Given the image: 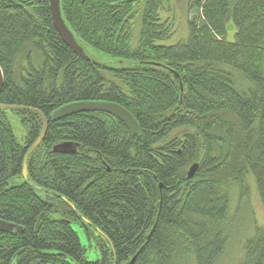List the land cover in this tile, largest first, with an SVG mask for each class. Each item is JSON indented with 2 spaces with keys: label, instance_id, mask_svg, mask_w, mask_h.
I'll list each match as a JSON object with an SVG mask.
<instances>
[{
  "label": "trees",
  "instance_id": "1",
  "mask_svg": "<svg viewBox=\"0 0 264 264\" xmlns=\"http://www.w3.org/2000/svg\"><path fill=\"white\" fill-rule=\"evenodd\" d=\"M182 1L189 35L167 46L171 0H60L85 59L57 33L50 0H0V105L36 110L0 111V220L17 226L0 231V264H236L252 181L264 213V0ZM88 101L122 106L140 134L105 113L50 118ZM66 143L77 152H53ZM254 223L238 264H264ZM81 231L107 243L100 260L86 259Z\"/></svg>",
  "mask_w": 264,
  "mask_h": 264
},
{
  "label": "water",
  "instance_id": "2",
  "mask_svg": "<svg viewBox=\"0 0 264 264\" xmlns=\"http://www.w3.org/2000/svg\"><path fill=\"white\" fill-rule=\"evenodd\" d=\"M50 11L52 15V20L54 27L59 34V36L62 38L64 43L78 56H81L85 59H88L86 52L84 49L77 43L74 35L71 33V31L66 26L61 12V6H60V0H50ZM4 87V76L3 72L0 68V96L2 93ZM25 110V111H36L34 109L30 108H18V107H11V106H3L0 105V111L4 110ZM84 113H106L109 115H112L119 120H121L131 131L133 135H139L141 130L138 121L135 119V117L128 112L125 108L122 106L115 104V103H109L105 101H88V102H76L71 103L68 105H65L58 110H56L51 115V120L54 122H58L61 120H64L66 118L76 116L79 114ZM47 135V121L44 119V127L43 131L36 141V143L32 146V148L29 150V153L25 159L24 166H23V177L27 179L28 177V171H27V160L28 156L32 154L42 143V141L45 139ZM76 145L71 143L61 144L56 147H54L53 152L54 153H60V154H72L76 152ZM199 167L197 164L191 167L188 178L192 179L195 174L197 173ZM40 224L37 225V230L39 229ZM15 228H17L16 225L12 223H7L5 221L0 220V231L2 232H11Z\"/></svg>",
  "mask_w": 264,
  "mask_h": 264
},
{
  "label": "rangeland",
  "instance_id": "3",
  "mask_svg": "<svg viewBox=\"0 0 264 264\" xmlns=\"http://www.w3.org/2000/svg\"><path fill=\"white\" fill-rule=\"evenodd\" d=\"M169 8H171L172 11H175L177 14V24H176V32L174 33L173 37L165 42L164 44L167 46H171V45H175L178 44L182 41H185L188 38L189 35V30H188V25L186 23L187 20V7H186V1H182V0H171L170 4L166 5V10H168ZM230 36H233L232 34H229V38ZM88 52L90 54V56H92L96 61H99L101 63H110L111 60L101 56L99 54H97L95 51L88 49ZM122 66H124V64H122ZM8 117L10 119V122L12 124L13 127V131L14 134L17 138L20 139V141H22L21 143H25L28 139V129L26 127L23 126L22 121L13 116L10 112L7 113ZM116 128H118V126L114 125ZM81 150V149H80ZM77 152V150H76ZM29 158V157H28ZM28 162V160H27ZM28 167V164H27ZM27 171L28 168H27ZM28 177H29V172H28ZM28 179V178H27ZM251 184V192H250V202H249V206H250V216L248 214V216L246 214H243V216H241L239 219L241 220L240 224L238 225V228L240 231H236V234L233 238V244L231 246V250H230V255H232V260L231 262H235L236 264H238V260L241 256V252H242V245L244 243V239H242V237L240 238L241 235H244L248 230V235L249 237H251L252 235H254L255 233V223H254V219L257 220L258 223V227L261 226V224H263V220H264V213H263V207H262V203L260 201V198L257 194L256 191V187L255 184L253 183V181L250 183ZM235 194V198H236V194ZM233 205H232V210L236 211V209L238 208V201H236V199L233 200ZM251 212H252V216H251ZM248 213V212H247ZM249 217V218H248ZM250 227V228H249ZM83 232L81 231V241H82V245L85 247L86 249V259L88 261L94 262V261H98L102 258V253H101V246H106L107 243L102 242L100 239H93L92 241H89L87 239V237L82 234ZM241 233V234H240ZM251 233V234H249ZM95 237L98 235H94ZM189 264H193L192 262Z\"/></svg>",
  "mask_w": 264,
  "mask_h": 264
},
{
  "label": "flooded vegetation",
  "instance_id": "4",
  "mask_svg": "<svg viewBox=\"0 0 264 264\" xmlns=\"http://www.w3.org/2000/svg\"><path fill=\"white\" fill-rule=\"evenodd\" d=\"M118 120H119V119H118ZM119 121H121V120H119ZM121 122H122V121H121ZM126 127H127V126H126ZM25 180H27V179H25ZM39 229H40V227H39ZM39 229H38V230H39ZM38 230H37V232H38ZM1 232H2V231H1ZM11 232H12V231H11ZM5 233H10V232H5Z\"/></svg>",
  "mask_w": 264,
  "mask_h": 264
},
{
  "label": "bare ground",
  "instance_id": "5",
  "mask_svg": "<svg viewBox=\"0 0 264 264\" xmlns=\"http://www.w3.org/2000/svg\"><path fill=\"white\" fill-rule=\"evenodd\" d=\"M85 1V0H84ZM84 114H87V113H84ZM68 119V118H67ZM90 119V118H89ZM81 168H84V166H82ZM86 168V167H85ZM84 170H87V169H84ZM82 173H84L83 171H82Z\"/></svg>",
  "mask_w": 264,
  "mask_h": 264
}]
</instances>
